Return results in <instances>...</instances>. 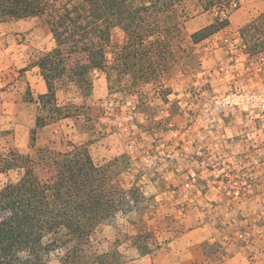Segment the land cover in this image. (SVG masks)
<instances>
[{"label": "rangeland", "instance_id": "1", "mask_svg": "<svg viewBox=\"0 0 264 264\" xmlns=\"http://www.w3.org/2000/svg\"><path fill=\"white\" fill-rule=\"evenodd\" d=\"M152 5L148 25L171 30L157 88L112 99L95 76L99 117L117 118L125 104L138 124H111L134 132L115 169L161 203L149 223L150 253L127 264H264V147L252 149L264 139V0H129L123 10ZM54 46L46 26L0 18V137L8 131L21 149L29 134L15 123L21 96L4 89L25 71L31 91L45 92L30 59ZM90 127L83 118L57 122L37 132L35 147H81ZM243 161L246 191L237 187ZM182 235L190 241L180 243ZM172 244L184 253L179 263L166 254Z\"/></svg>", "mask_w": 264, "mask_h": 264}, {"label": "trees", "instance_id": "2", "mask_svg": "<svg viewBox=\"0 0 264 264\" xmlns=\"http://www.w3.org/2000/svg\"><path fill=\"white\" fill-rule=\"evenodd\" d=\"M128 1L0 0V18L46 26L55 44L30 59L45 92L31 91L25 71L4 89L21 96L15 123L29 134L27 150L0 137V264H127L150 253L161 203L115 169L134 132L111 124H138L125 104L99 117L95 99L96 74L112 99L143 97L167 62L171 30L146 19L156 5L126 14ZM72 118L91 124L85 145L35 147L39 130Z\"/></svg>", "mask_w": 264, "mask_h": 264}, {"label": "built area", "instance_id": "3", "mask_svg": "<svg viewBox=\"0 0 264 264\" xmlns=\"http://www.w3.org/2000/svg\"><path fill=\"white\" fill-rule=\"evenodd\" d=\"M246 142V140L244 141ZM260 147H264V139L260 142V144H253L252 149L254 151H258ZM263 152V151H262ZM244 155V154H243ZM255 155V153H254ZM245 159L248 158V155L244 156ZM248 166L243 162H240V165L238 166V180L239 182L237 183V187L239 190L246 191L250 189L249 182L247 181V173L250 171Z\"/></svg>", "mask_w": 264, "mask_h": 264}, {"label": "crops", "instance_id": "4", "mask_svg": "<svg viewBox=\"0 0 264 264\" xmlns=\"http://www.w3.org/2000/svg\"><path fill=\"white\" fill-rule=\"evenodd\" d=\"M189 236H190V238H194V237H196V234L192 233ZM179 241H180V243H184L186 241L189 242L190 239L187 238L186 236L182 235V236H180ZM170 246H171L172 250L171 251H167L166 254L173 257L174 263H179L180 261H182L184 253L183 252H179V251H177V253H175V251H174L175 245L172 244Z\"/></svg>", "mask_w": 264, "mask_h": 264}]
</instances>
